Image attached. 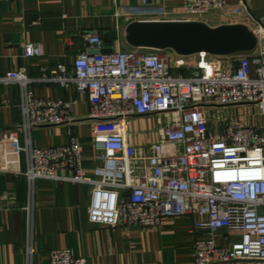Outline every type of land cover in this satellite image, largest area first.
Returning a JSON list of instances; mask_svg holds the SVG:
<instances>
[{
	"label": "built area",
	"instance_id": "2783aa9c",
	"mask_svg": "<svg viewBox=\"0 0 264 264\" xmlns=\"http://www.w3.org/2000/svg\"><path fill=\"white\" fill-rule=\"evenodd\" d=\"M143 6L149 7L150 0ZM231 8L228 0H183L180 17H169L164 6L148 11L155 17L150 21L189 22ZM241 11H247L244 4L234 10ZM126 12L140 13L136 8ZM254 32L258 46L264 44V30ZM84 39L87 48L72 67L59 64L40 80L75 85L88 97L96 131L92 177L83 172L72 103L37 97L24 69L0 76V83L21 86L19 128L25 134L31 188L40 179L90 185L89 221L111 227L154 228L166 218L197 214L202 219L193 229L205 230L206 236L196 239L186 264H264V50L240 55L225 69L206 52L192 55L191 63L190 56L171 49L104 52L98 32ZM42 54L40 44H25V57ZM245 103L258 109L262 125L214 110ZM142 115L157 116L158 140L132 145L128 120ZM62 123L69 126L66 144L41 148L32 142L33 127ZM50 258L51 264H110L91 263L71 248L52 249Z\"/></svg>",
	"mask_w": 264,
	"mask_h": 264
},
{
	"label": "crops",
	"instance_id": "0c3cea01",
	"mask_svg": "<svg viewBox=\"0 0 264 264\" xmlns=\"http://www.w3.org/2000/svg\"><path fill=\"white\" fill-rule=\"evenodd\" d=\"M228 2L231 9L212 12L204 22L211 26L246 24L253 30H264V0ZM242 4L247 11L235 13ZM161 6L171 18L183 13V0H150L149 7L143 6V0H0V76L24 69L33 79L31 87L37 97L72 103L71 125L81 140L83 172L87 176H94L96 168V131L89 117L88 97L75 85L64 88L40 78L45 70L59 64L72 67L76 55L87 48L84 36L90 32L102 36L106 52L130 49L125 38L128 25L154 19L148 9ZM126 8H136L140 13L129 15ZM27 43L40 44L43 54L25 57ZM263 50L264 44L249 53L214 59L226 69L240 55ZM21 101L19 84L0 83V264H51L50 251L58 248H71L91 263L191 261L196 239L206 236L205 230L193 229L194 222L202 219L197 214L166 218L154 228L111 227L89 221L90 185L40 179L31 188L25 175V134L19 128L23 122ZM238 119L247 125L263 124V118L261 124ZM154 122L153 115L129 118L128 142H156L157 135L150 133ZM68 127V123L35 126L30 137L41 148L63 145L69 140Z\"/></svg>",
	"mask_w": 264,
	"mask_h": 264
},
{
	"label": "water",
	"instance_id": "95a60500",
	"mask_svg": "<svg viewBox=\"0 0 264 264\" xmlns=\"http://www.w3.org/2000/svg\"><path fill=\"white\" fill-rule=\"evenodd\" d=\"M125 38L131 47L171 49L182 56L200 52L214 56L239 55L252 52L259 45L254 30L246 24L211 26L204 21H133L126 29ZM235 105L242 104L217 107Z\"/></svg>",
	"mask_w": 264,
	"mask_h": 264
},
{
	"label": "rangeland",
	"instance_id": "374dc122",
	"mask_svg": "<svg viewBox=\"0 0 264 264\" xmlns=\"http://www.w3.org/2000/svg\"><path fill=\"white\" fill-rule=\"evenodd\" d=\"M131 48V47H130ZM196 57L195 56H190L188 57L189 62L193 63L195 61ZM184 72V70H181ZM173 73H180V70H173ZM221 113H224L228 117H233V118H241L244 122L246 123H262V118L258 115V109L253 105V104H248V105H235V106H227V107H217L214 108V110L218 111ZM154 116V127H151L150 133L154 132L157 137L159 136V130H160V125L158 123V119L156 115ZM147 133H149L147 131ZM158 139V138H157Z\"/></svg>",
	"mask_w": 264,
	"mask_h": 264
},
{
	"label": "trees",
	"instance_id": "16d2710c",
	"mask_svg": "<svg viewBox=\"0 0 264 264\" xmlns=\"http://www.w3.org/2000/svg\"><path fill=\"white\" fill-rule=\"evenodd\" d=\"M184 73L185 74H189L190 73V70L184 69Z\"/></svg>",
	"mask_w": 264,
	"mask_h": 264
}]
</instances>
